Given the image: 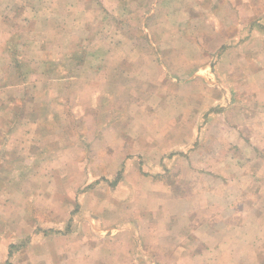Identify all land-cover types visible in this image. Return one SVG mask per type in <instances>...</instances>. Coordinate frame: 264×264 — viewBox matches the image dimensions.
I'll list each match as a JSON object with an SVG mask.
<instances>
[{
    "label": "crops",
    "instance_id": "0c3cea01",
    "mask_svg": "<svg viewBox=\"0 0 264 264\" xmlns=\"http://www.w3.org/2000/svg\"><path fill=\"white\" fill-rule=\"evenodd\" d=\"M193 2L194 33L206 10L215 32L174 88L142 66L115 4L80 47L72 20L48 21L52 49L29 62L22 20L3 18L0 264H264V0Z\"/></svg>",
    "mask_w": 264,
    "mask_h": 264
},
{
    "label": "rangeland",
    "instance_id": "374dc122",
    "mask_svg": "<svg viewBox=\"0 0 264 264\" xmlns=\"http://www.w3.org/2000/svg\"><path fill=\"white\" fill-rule=\"evenodd\" d=\"M9 10H1L0 6V29L2 28L1 23L5 17L6 25H11L10 22L14 19L19 18V21L22 20L18 28L15 26L12 29H18L19 33L22 35L21 44L18 46V50L24 52V59L26 62H29L30 59L34 57V54L37 49H44L46 46L47 50L52 49L50 45L45 40L46 34L49 33L48 21L59 20V19H69L72 20L73 26H67L70 37L73 38V41L76 43L77 47L83 45V39H91L94 36V31L97 26L100 28L99 22L101 24V18L103 14L109 13L107 10H110L112 5L115 4V8L112 10L114 16L117 18V29L123 31L124 33L131 34L134 38L133 50L137 51H148L150 56L148 59L140 58L139 60L143 63L142 66L146 68H152L148 71L153 73L154 76H157L156 83L161 81L160 76H168V79L163 81L165 84L171 85L170 88H174L173 85L176 83L174 76L177 74L173 73L174 68L178 65V74L179 77L188 80L191 76L188 73L190 72V67H193L199 64L203 59L200 56H196L194 59L193 54L195 50H209V44L211 43V38L213 37V31L215 32V26L211 25V13L208 10L200 16L199 21L196 22L201 24L197 27V30L194 33L193 27V18H198L194 16L195 11L193 10L194 0H166L167 4L165 6L160 5V0H4ZM127 1V2H126ZM125 3L126 6L121 4ZM67 5H70L71 8L67 10ZM99 4V6H98ZM149 5L153 8V16L147 19ZM156 7L160 9H155ZM197 7V6H195ZM108 8V9H107ZM124 10L120 11L121 9ZM131 8V9H128ZM120 11V12H118ZM202 12V11H197ZM6 14V15H5ZM118 14V15H117ZM147 14V16L145 15ZM209 14V15H208ZM67 15V16H66ZM113 15V14H112ZM7 16V17H6ZM69 16V17H68ZM123 19L122 21L119 22ZM126 19V20H125ZM156 19L155 23L159 22L158 19H163V26L158 24L153 26V30H150L147 34H142L143 26H149L150 23L153 24V21ZM47 20V23L42 21ZM91 20H95L92 24ZM16 23L17 21L14 20ZM65 22V21H64ZM231 22V21H230ZM193 24V25H192ZM67 25V24H66ZM124 25V26H123ZM179 27V30L177 28ZM5 28V27H4ZM97 28V30H98ZM3 30H0V33ZM35 31V33H34ZM96 31V30H95ZM153 32V33H152ZM73 33V34H72ZM151 34V37L149 36ZM143 35L148 36V39H145ZM160 35H163L160 38ZM183 35V41L179 39V36ZM44 36V37H43ZM138 36V37H137ZM211 36V38H210ZM195 38V39H194ZM199 39V41H198ZM202 40V42H201ZM201 42V44L197 43ZM73 42V43H74ZM117 41L106 42L104 43L106 48H113V43L119 45ZM120 44H122V41ZM201 46L200 48L197 46ZM126 46H129L127 41ZM56 47V46H55ZM53 47V49L55 48ZM75 51L77 49L73 48ZM72 49V50H73ZM84 50V49H81ZM161 55V59H160ZM179 58V59H177ZM201 58V59H200ZM135 67H139L138 60ZM135 61V62H136ZM158 61V62H157ZM184 63L182 67L181 63ZM149 64V65H148ZM28 68V67H26ZM144 71V68H140V72ZM143 73V72H142ZM150 73V74H151ZM117 74V73H116ZM155 81V77H153ZM190 80V79H189ZM187 83H190L189 81ZM176 90L167 88L165 93L166 98H171L175 96ZM107 97L105 102L109 101V98L113 96V93H106ZM189 97V96H188ZM190 98V97H189ZM154 104V103H153ZM137 109L144 110L145 106L141 105L136 107ZM147 111L153 112L155 108L150 104V107L146 108ZM117 114V120L121 121L120 126L125 124L127 118L126 114L123 112L122 108L119 109ZM130 115V113H129ZM125 118V119H124ZM123 119V120H122ZM123 123V125H122ZM77 125V124H76ZM49 126V125H48ZM63 129L65 127H62ZM61 128V130H62ZM26 130V129H24ZM86 132L91 133V130L88 129ZM111 133H108L110 135ZM111 140V138H109ZM27 142H32L31 137H27ZM135 141V140H134ZM262 144L264 142L261 141ZM30 144V143H29ZM138 143H132L134 148H137ZM91 148V147H90ZM89 153L90 150H89ZM95 156V154H92ZM111 173V171L109 172ZM72 174V172L70 173ZM176 176V174H172ZM175 178V177H174ZM177 179V177H176ZM172 180V179H171ZM264 196V189L260 185V197ZM41 216L37 214V218Z\"/></svg>",
    "mask_w": 264,
    "mask_h": 264
}]
</instances>
